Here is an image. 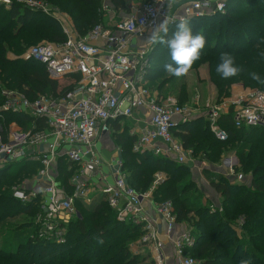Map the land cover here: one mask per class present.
<instances>
[{"label": "built area", "instance_id": "built-area-1", "mask_svg": "<svg viewBox=\"0 0 264 264\" xmlns=\"http://www.w3.org/2000/svg\"><path fill=\"white\" fill-rule=\"evenodd\" d=\"M227 2L179 0L169 8L167 0H147L134 7L128 16L107 25L95 24L84 36L61 23L66 36L64 42L37 43L19 56L40 64L52 80L73 79L69 88L54 94H39L34 100L0 83L3 98L0 117L3 112H19L33 118L28 130L11 127L8 131L0 125V169L22 160L39 162L40 169L29 185L12 188L13 198L22 203L40 197V208L34 217L39 238L58 245L65 243L66 224L81 217L76 202L90 205L102 197L118 222L142 226L143 233L137 243L149 247L154 264H165L157 223L145 208L148 201L164 222V233L173 243L176 263H198L190 254L195 239L190 231L180 228L172 203L153 199L154 190L163 180L161 172L154 174L150 187L143 193L127 184L120 159L114 166L110 164L111 181L97 179L96 171L104 166L98 141L111 133L112 123L118 118L129 117L136 109L144 108L149 113V123L135 138L132 150L184 164L192 150L183 147L173 130L194 116L202 115L221 140L226 138L218 124L223 116L231 117L236 128L264 127V92L237 85L204 113H193L174 96L158 95L149 89L147 52L132 45L133 40L148 36L165 15L186 19L213 16L224 13ZM12 4L52 16L56 10L39 0H0L5 8ZM58 159L75 167L69 177L70 192L57 178ZM227 178L241 181L243 175L230 167Z\"/></svg>", "mask_w": 264, "mask_h": 264}, {"label": "trees", "instance_id": "trees-1", "mask_svg": "<svg viewBox=\"0 0 264 264\" xmlns=\"http://www.w3.org/2000/svg\"><path fill=\"white\" fill-rule=\"evenodd\" d=\"M39 1L57 11L67 12L80 36L86 35L95 24L103 23L101 8L104 3L122 8L128 3V0ZM229 8L230 11H236L235 6L227 5L225 12L212 21L206 16L188 18L192 33L203 35L207 45L212 32L217 30L218 33L206 51V55L211 56L208 62L216 65L220 54L228 52L235 57L236 64L244 69L238 76L221 79V92L236 84V80H241L245 87L254 85L263 90L264 84L253 81L248 73L257 72L264 79V13L259 12L256 16L260 29L252 27L256 39L246 36L234 38L235 35L229 29L244 28V24L230 17ZM247 10L250 11L247 14H252L254 9ZM42 39L54 43L66 39L61 25L52 15L17 4L9 8L0 5V83L8 89L24 93L29 100H34L39 94H54L59 86L57 81L47 76L40 64L19 57L28 46ZM8 53L13 54L14 58L7 56ZM148 58L162 62L159 53L149 54ZM165 61L164 64L170 62L169 57ZM164 64L156 70H164ZM151 68L146 75L148 87L162 95L152 88ZM161 86L158 83L156 88ZM2 103L3 98L0 96V106ZM5 115L6 119H0V125L4 128L13 120L27 123L26 130L30 128L33 119L24 113ZM218 124L226 133L225 140L214 135L209 122L203 117L179 123L173 135L185 149L198 152V156L211 162L225 151L227 147L224 146L245 140L255 143L247 152H242L241 147L237 151L240 167L236 170L251 173V180L247 184H231L221 176L212 178L209 183L222 197L223 212L217 209L211 211L209 205L202 202L203 193L195 188V183L187 175L189 167L185 164L161 155L134 152L132 146L135 137L130 135L127 128L121 131L116 128L110 137L121 149L122 172L127 184L136 192H145L156 172L166 174L154 190L153 199L157 202L169 200L174 207L176 220L179 223H192V236L195 240L190 254L197 260V264H240L242 260L249 261V264H264V141L260 140L264 137V127L236 128L229 116L221 117ZM113 125L117 126V122H113ZM256 134L259 136L256 137ZM57 164V178L70 192L69 177L75 167L61 159L57 160ZM39 169V162L31 159L5 165L0 169V224L7 222L0 227V264H138L140 256L132 250L131 242L142 235V226L133 222H118L115 212L102 197L90 205L76 202L81 217L71 219L66 224L65 243L58 245L39 238L34 217L40 208V197L22 203L12 196V188L24 177L33 178ZM240 218L244 228L248 229V241L243 236L239 237L233 228L236 224L234 220Z\"/></svg>", "mask_w": 264, "mask_h": 264}, {"label": "rangeland", "instance_id": "rangeland-1", "mask_svg": "<svg viewBox=\"0 0 264 264\" xmlns=\"http://www.w3.org/2000/svg\"><path fill=\"white\" fill-rule=\"evenodd\" d=\"M144 1L145 0H128V5L130 6L134 4L136 6L137 4H140V3L142 4ZM227 5L236 7L235 12L230 11V8H229L230 12L229 11L228 12L230 13V17L240 22H243L244 24V28L240 27L237 29L235 28L229 29L231 33L235 35L234 38L246 36V37H251L252 39H256L257 38V36L255 35L256 32L255 30H253V28L260 29V24L257 22L256 16H257V13L259 12L264 13V0H228ZM250 8L254 9L253 13L247 14L250 12V11L248 12L247 9H250ZM126 10L127 9L125 8H121V11L127 12V15H125L124 13L122 14L125 16H128L131 10H127V11ZM53 13L55 14L53 15V17L59 22V24L62 23L65 27H68L70 31L76 32L73 27L71 17L69 16L67 12L55 10L53 11ZM220 14H223V13H220ZM218 15L219 14L211 16L209 20L212 21ZM120 18H123V17H120ZM224 23L226 22L224 21ZM193 32L197 33L199 32V30H197V32L195 31ZM216 33H218L217 30L212 32L210 38L208 39L207 45H205V47L201 50L200 59L194 62V64L192 65V68L187 73V75L179 77V78L169 75L168 73L165 72V70H162V71L156 70L157 68L160 67V65L164 64V61L167 57H169V61L171 62L169 50L166 46H162L159 44L155 46L144 45L143 40L141 38L135 39L137 41L135 43L138 47L145 48L147 52L146 57L148 59V65L150 67H153L151 68L153 70L151 72L152 73L151 78H153L152 80L153 82H150L152 84V88L158 90L159 91L158 93H161L162 96H167V95L174 96L177 99V102L182 107L190 110L193 113H198V114L204 113V111H206V109L212 106V104L219 102L221 99H223V97L227 96L226 93H227L228 87L226 89L224 88L222 92L221 90H219V83L221 82L220 81L221 78L215 71L217 64L211 65L209 63L211 56L206 55V51L211 46L216 36ZM41 42L54 43V42H50L48 40L46 41L42 39L36 42L35 44L41 43ZM238 42H240V40ZM35 44H32V45H35ZM155 53H159L160 60L162 61L161 63L155 62L154 60L151 61L148 58L149 54L153 55ZM7 56L12 58L13 54L8 53ZM72 82H73V79L71 78L70 79L65 78L63 80L58 81L57 83L59 86H58L57 92H61L62 90L69 88L72 85ZM158 83L162 85L159 89L156 88ZM234 83L236 84H233L231 87H234L236 85L243 86L241 80H236L234 81ZM230 88L228 89V94L231 91ZM249 88L264 92V89L260 90V87L258 86L252 85V86H249ZM152 91L155 92V90H152ZM6 113H13V112L1 113L0 119L2 120L6 119V115H5ZM16 114H22V113L17 112ZM195 118L198 119L199 117L197 118L196 116ZM26 124L27 123L23 124L22 122L17 123L16 121L12 120V121H9L7 125H5V128L8 131L11 129V127H21L22 129L25 130ZM191 130H193V126H191ZM255 136L258 137L259 134H256ZM260 140L264 141V137H261ZM252 144H255V143L245 140L244 142L239 141V142H235L230 145L224 146V147H227L225 148V151L222 152L218 156V158H216L215 161L213 162L201 158L200 156H198V152L193 153L192 151L189 161L184 163L186 166L189 167L187 175H189V178L192 179L193 182L195 183V188L197 187L203 193V196L201 198L202 202L204 204H208L211 211H215L217 209L220 212H223L222 211L223 208L221 206L222 197L220 196V194L216 193L209 186V183L212 178L216 179V178H220V176L222 178H227L230 173V167H232L235 173H241L243 175V178L241 181H235L233 178H227V180L231 184L242 185L243 183L247 184L249 180H251L250 171L243 172L240 170L238 171L236 169L240 167V164L238 165L240 157L238 156L237 151L241 147L242 152H247L250 149ZM107 148L108 147H106V150ZM111 152L112 150L106 151L105 157L108 158L111 155ZM119 158H121V152L119 154ZM161 173H163L162 175L166 177V174L164 172H161ZM128 175H129V172H128ZM31 179H32V176L31 178L24 177L21 180V182L15 187H23L24 184L29 185L31 183L30 181H32ZM234 222L236 224H234L235 226H233V228L235 227V230L237 234L239 235V237L243 236L245 237V240L248 241V232H247L248 229L244 228L242 218L238 220H234ZM6 223L7 222H3V224L1 223L0 227L5 225ZM11 223H14V221ZM180 226H182L181 229L184 227L186 230L190 231L191 234H193L194 227L192 226V223L181 222ZM81 240L83 239L81 238ZM136 241L131 242V247H132V250L135 251L140 256V259L138 260L139 261L138 264H154V262H152L151 260V254L149 252V249L139 248L136 244ZM169 253L171 254V249Z\"/></svg>", "mask_w": 264, "mask_h": 264}, {"label": "clouds", "instance_id": "clouds-1", "mask_svg": "<svg viewBox=\"0 0 264 264\" xmlns=\"http://www.w3.org/2000/svg\"><path fill=\"white\" fill-rule=\"evenodd\" d=\"M178 2L179 0H167V5L171 8ZM170 25H173L171 29ZM143 43L151 46L157 44L166 46L171 62L165 63L163 68L169 75L179 78L187 75L194 62L200 59L201 50L205 47L206 41L200 33L193 35L190 22L186 18L182 16L169 18L165 15L151 28ZM215 71L221 79L228 80L240 75L244 69L236 64L232 54L223 52L219 56ZM248 75L253 81L264 84V79L257 72H250ZM240 264H249V261L242 260Z\"/></svg>", "mask_w": 264, "mask_h": 264}, {"label": "crops", "instance_id": "crops-1", "mask_svg": "<svg viewBox=\"0 0 264 264\" xmlns=\"http://www.w3.org/2000/svg\"><path fill=\"white\" fill-rule=\"evenodd\" d=\"M140 4H137L136 6H139ZM136 6L134 4L129 6L128 3H127L125 9L133 11L134 7H136ZM121 8L122 7H113L109 3H104V5L102 7V10H101L102 13H103V16H104L103 24L107 25V24H110L113 21L119 19L120 17H125V15H127V12L121 11ZM122 13H124L125 15H123ZM206 17H211V16H206ZM146 37L145 38H141V39L145 40ZM135 42H137V41L133 40L132 45H136ZM149 68L150 67H148V69ZM195 117L196 116H194L190 120L195 119ZM197 117H203V116L199 115ZM116 122H117V126L113 125L111 133L109 135L101 137V139L98 141V148L100 150L102 158L104 159V166L101 169H99L98 171H96L97 179L105 178L106 181H111L110 172L113 169L112 166L115 165V162H116L117 159L121 160V158H119V154H120L119 153V149H120V147L112 142L111 137H110L111 134L114 133L116 128H118V131H121L124 128H127V131L130 133V135H133L135 138H137V136H139V134L142 132L144 127L148 126L149 113L144 108L136 109L129 117L118 118V120ZM106 147H108L107 150H106ZM111 150H112L111 155L108 158H106L105 157L106 151H111ZM120 152H121V149H120ZM189 159L190 158H188L186 160V162H188ZM110 164L112 166H110ZM161 174H163V173H161ZM162 176H163V178L165 177L164 175H162ZM145 208H146L148 214L150 215V217H152L155 220V222L157 223L158 237L161 240L162 245H163L162 254H163V257H164V263L165 264H177L176 260L174 258V246H173V243L165 236V233H164L165 227H164V222H163L162 218L159 217L155 213V211H154V209H153V207H152L150 202L147 201L145 203ZM181 225H183V224H181ZM179 226H180V224H179ZM181 227L182 226H180V228ZM136 244L141 249H144V248L149 249V247H147V246H143V245L138 244L137 241H136ZM170 249H171V254L169 253ZM149 252L151 254V260H152V262H154L153 261V257H152V252H151L150 249H149Z\"/></svg>", "mask_w": 264, "mask_h": 264}]
</instances>
